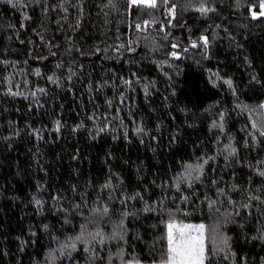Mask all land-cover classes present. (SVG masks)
Instances as JSON below:
<instances>
[{
	"label": "trees",
	"instance_id": "1",
	"mask_svg": "<svg viewBox=\"0 0 264 264\" xmlns=\"http://www.w3.org/2000/svg\"><path fill=\"white\" fill-rule=\"evenodd\" d=\"M262 4L0 0V264H264Z\"/></svg>",
	"mask_w": 264,
	"mask_h": 264
},
{
	"label": "snow or ice",
	"instance_id": "2",
	"mask_svg": "<svg viewBox=\"0 0 264 264\" xmlns=\"http://www.w3.org/2000/svg\"><path fill=\"white\" fill-rule=\"evenodd\" d=\"M132 3H143L150 7H155V0H132ZM261 7L264 8V4ZM198 10L202 13L208 11L203 6ZM253 15L255 17V14ZM226 83L231 85V81H226ZM261 135L264 136V132H261ZM104 211L107 212V209ZM203 229L204 225L177 226L169 223L167 231V259L163 264H205L206 248ZM194 232L197 234L193 235ZM222 243L226 244L227 240L222 241ZM72 247L74 248L75 245H72Z\"/></svg>",
	"mask_w": 264,
	"mask_h": 264
},
{
	"label": "rangeland",
	"instance_id": "3",
	"mask_svg": "<svg viewBox=\"0 0 264 264\" xmlns=\"http://www.w3.org/2000/svg\"><path fill=\"white\" fill-rule=\"evenodd\" d=\"M175 225L180 226V225H200L199 223H192V222H183V223H176ZM197 233H193V235H196Z\"/></svg>",
	"mask_w": 264,
	"mask_h": 264
}]
</instances>
